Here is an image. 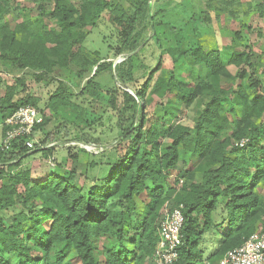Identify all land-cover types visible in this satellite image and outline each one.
<instances>
[{"label": "trees", "instance_id": "1", "mask_svg": "<svg viewBox=\"0 0 264 264\" xmlns=\"http://www.w3.org/2000/svg\"><path fill=\"white\" fill-rule=\"evenodd\" d=\"M3 1L0 0V65L8 71L29 67L48 73L54 67L68 69L70 64L87 70L95 62H90L83 54L85 28L95 27L102 16L123 39L119 53L132 52L138 46L133 39L141 13L138 8L131 12L107 0H48L53 2L50 18L58 28H49L38 19L34 22V31L18 39L16 31L9 29L3 20L7 9ZM169 52L174 62L177 56L188 53L189 65L192 69L199 67L206 77L190 86L181 85L174 77L157 78L152 83L155 74L152 70L140 87L130 86L134 94L142 97L149 90L163 95L175 90L185 106L206 92L210 98L193 125L173 123L166 128V142L161 151L156 128H143L147 122L144 112H140L135 125L124 131L120 141L125 139L127 144L117 160L97 176L85 177L82 182L75 169L51 173L39 181L32 177L29 168L21 167V161L33 151L49 155L55 145L48 148L36 145L28 152L21 141L14 140L7 150L2 149L0 143V174L6 177L0 187V211L14 204L15 195H22V209L10 222H5L0 213V264H154L152 257L159 241L162 210L180 204L181 244L172 264H218L228 250L240 246L250 234L264 231V225L258 224L264 215V195L261 194L264 186V85L256 80L249 85L254 90L251 95L238 90L232 98L231 88L217 87L222 77L234 78L227 65H252L251 53L231 51L225 61L220 51L205 52L196 43L189 48L180 47V38ZM124 64L129 65L130 58ZM115 71L122 84L133 81L132 74H125L120 64L115 65ZM247 75L243 69L238 74L240 78ZM23 79L18 77L16 84H21ZM90 84L88 80L83 94L93 97ZM15 93V85H7L5 95L0 98L2 122L20 106H37V100L30 96L13 99ZM124 95L133 99L126 91ZM225 105L232 114L239 107V118L230 120L221 115L220 111H227ZM48 106L52 110L70 109L78 121H84L87 116V109H80L62 86L51 94ZM166 113L175 116L168 106ZM230 123L235 131L222 138ZM45 124L43 120L34 130L42 129ZM61 128L57 126V132ZM51 133L40 140L42 145L52 141ZM241 139H247L242 146L239 145ZM183 154H188L196 163L206 160L210 166L199 177L197 170L190 168L195 164L186 166L170 183L172 170ZM90 166H95L94 162ZM179 184L181 189L177 192ZM19 186L23 188L22 193ZM170 199L173 205L166 203ZM214 212H218L223 229H219L220 221L216 222ZM216 229L219 230L216 248L204 257L205 241L201 237Z\"/></svg>", "mask_w": 264, "mask_h": 264}, {"label": "rangeland", "instance_id": "2", "mask_svg": "<svg viewBox=\"0 0 264 264\" xmlns=\"http://www.w3.org/2000/svg\"><path fill=\"white\" fill-rule=\"evenodd\" d=\"M107 1L121 4L131 12L137 8L141 11L133 31V39L138 44L134 51L119 53L123 47V39L118 30L105 16H102L95 27L85 28L87 36L82 42L83 54L90 62H95L87 70L70 64L68 69L54 67L48 73L29 67L8 71L0 65V98L5 95L7 85L16 87V95L13 99L23 96L35 98L36 108L46 121L42 129L37 131V140L52 132V141L49 143L56 145L51 148L49 155L33 151L21 161V167L29 168L32 177L39 181L46 179L51 173L61 174L64 170L70 169H75L80 182L85 177L90 178L100 174L109 167V164L117 160L118 154L127 144L125 139L121 141L120 139L124 136V131L139 120L140 112H144L147 118L144 130L149 126L156 128V141L160 144V151L166 142V128L169 125L180 123L191 126L195 123L210 98L207 92L185 106L175 90L163 95L147 90L142 97H137L131 88L140 87L152 70L155 72L152 83L157 78L174 77L181 85L190 86L206 77V73L201 72L199 67L192 69L189 65L188 53L177 56L178 60L173 61L169 49L176 46L179 38L180 47L189 48L192 43H196L205 52L220 51L225 61L228 60L231 51L251 53L252 65L243 64L241 67L227 65L229 73L234 78L222 77L217 85L218 88H231L233 93L230 98L233 97L234 91L238 90H245L251 95L254 90L249 85L256 80L264 85V0ZM3 4L7 8L3 20L9 29L16 31L18 39L29 36L35 29L34 22L38 19L43 20L49 28H58L49 15L53 8L52 1L4 0ZM127 58H130L129 65L124 64ZM114 61H116L115 65L122 66L125 74L127 72L132 74L133 81L127 84L118 81L115 66L112 67ZM157 67L158 69L155 70ZM242 69L247 71L248 75L245 78L238 76ZM18 77L24 78L21 84H16ZM88 80H91L90 91L95 94L92 95L93 97L89 96L90 94H83V87ZM59 86L65 89L80 109H87L84 121H78L70 109L57 107L56 110H52L48 106L51 94ZM127 90H131L133 94ZM125 91L131 94L133 99L124 95ZM167 106L175 116L167 115ZM228 107L225 105L227 111H220V114L228 116L230 120L234 117L239 118L240 108L238 107L236 113L233 111L232 114L228 111ZM261 118L263 119V116ZM57 126H62L58 132ZM3 131L0 118V143ZM233 131H235L233 123L228 124L222 138L232 134ZM69 139L77 141L72 143ZM60 142L62 145H58ZM92 162L95 166H90ZM189 165L190 168L197 170L198 177L210 166L206 160L196 163L188 154H183L172 170L170 183L178 171ZM5 178V175L0 174V187L4 185ZM18 188L20 192L23 190L21 186ZM180 189L179 184L177 192ZM261 194L264 195V186ZM14 198L15 202L12 206L0 211L5 222H10L12 216L22 209V195H15ZM166 203L173 205V199ZM214 219L216 222L220 221L219 229L225 227H222L223 223L218 212H214ZM261 223L264 225V215L258 222ZM258 229H262L261 225ZM218 236V229L202 235L201 238L205 241L202 247L204 257L216 248ZM11 262L13 263L12 259Z\"/></svg>", "mask_w": 264, "mask_h": 264}, {"label": "built area", "instance_id": "3", "mask_svg": "<svg viewBox=\"0 0 264 264\" xmlns=\"http://www.w3.org/2000/svg\"><path fill=\"white\" fill-rule=\"evenodd\" d=\"M42 121L43 115L37 108L32 105L20 106L2 122L4 129L2 149H9L14 140L21 141L28 152L35 145H40L41 148L56 145L55 143L42 145L40 140H37L34 126ZM246 141L247 139H241L239 145L242 146ZM181 208L180 204L171 209L164 207L162 210L158 226L159 241L152 257L154 264H172L178 257L177 248L181 244L180 229L183 223ZM218 264H264V231L250 234L240 246L228 250Z\"/></svg>", "mask_w": 264, "mask_h": 264}, {"label": "water", "instance_id": "4", "mask_svg": "<svg viewBox=\"0 0 264 264\" xmlns=\"http://www.w3.org/2000/svg\"><path fill=\"white\" fill-rule=\"evenodd\" d=\"M116 61L113 62L112 67L114 68ZM129 93L133 94L131 90H127Z\"/></svg>", "mask_w": 264, "mask_h": 264}]
</instances>
